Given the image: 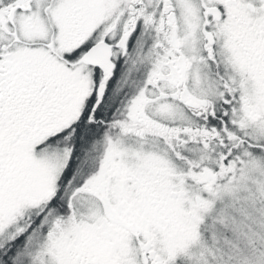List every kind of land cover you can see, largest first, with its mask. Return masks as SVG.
Here are the masks:
<instances>
[{
    "label": "snow or ice",
    "instance_id": "snow-or-ice-1",
    "mask_svg": "<svg viewBox=\"0 0 264 264\" xmlns=\"http://www.w3.org/2000/svg\"><path fill=\"white\" fill-rule=\"evenodd\" d=\"M0 264H264V0H0Z\"/></svg>",
    "mask_w": 264,
    "mask_h": 264
}]
</instances>
